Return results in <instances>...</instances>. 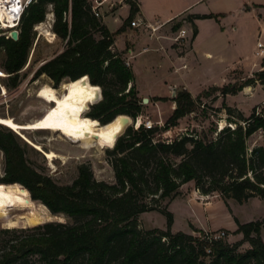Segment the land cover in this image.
Returning <instances> with one entry per match:
<instances>
[{
	"label": "trees",
	"instance_id": "16d2710c",
	"mask_svg": "<svg viewBox=\"0 0 264 264\" xmlns=\"http://www.w3.org/2000/svg\"><path fill=\"white\" fill-rule=\"evenodd\" d=\"M125 3L130 6L131 22L140 11L139 0ZM50 5L55 15L53 30L66 47L39 72L56 84L65 79L73 82L89 111L103 95L88 117L107 135L115 182L97 180L92 169L81 164L71 184H58L28 165L14 131L0 125V150L5 161L0 186L16 190L27 206H34V201L41 203L40 209L30 208L37 226L0 230V264H264L263 221L242 224L235 218L236 233L243 239L235 244L225 239L210 243L185 232H173V215L164 206L190 182H195L203 195L218 193L224 200L234 199L239 204L255 197L264 200V147L247 146L252 135L264 131V114L254 108L245 118L238 111L235 126L225 127L211 142L198 135L155 141L158 127H129L132 119L141 115L142 106L134 72L114 49L115 36L124 28L112 34L94 15L89 0H36L22 15L18 41L0 35V54H5L0 70L15 82L13 87L18 86L19 74L29 59L33 28L44 22ZM69 13L70 18L65 16ZM188 18L195 39L194 20L218 16ZM258 76L264 83V72ZM83 87L94 91L93 99ZM240 90L224 88L222 95H236ZM209 96L203 91L195 99L189 91L181 92L174 99L176 106L164 130L177 126L180 119L195 111L202 97ZM225 110L231 113L235 109L226 106ZM45 207L53 216L63 215L68 221L44 223L51 219L41 209ZM150 212L167 218L166 230L139 228V216ZM244 243L250 248L240 252Z\"/></svg>",
	"mask_w": 264,
	"mask_h": 264
},
{
	"label": "rangeland",
	"instance_id": "374dc122",
	"mask_svg": "<svg viewBox=\"0 0 264 264\" xmlns=\"http://www.w3.org/2000/svg\"><path fill=\"white\" fill-rule=\"evenodd\" d=\"M115 1L119 2L120 0ZM213 1L215 0H211V2ZM199 8L203 9V7ZM213 9L228 13L230 7L215 5ZM123 10L117 15L124 16L125 10ZM50 13L51 8L48 6L44 22L33 28V46L30 50L27 64L19 74L18 86L13 87L15 82L10 80L8 78L9 75L5 72H3L5 76L0 77V117H11L20 124L40 118L45 110L54 105L52 97L46 94L48 89H62L65 83L70 82L69 79H65L62 83L56 84L51 77L39 72L45 62L61 53L66 47L65 41L60 39L53 30L55 22L52 23V28L50 27L51 21L47 19V15ZM98 19L102 20L101 17ZM187 20L189 21L188 16L185 21L183 19L171 25L172 32L170 33L172 34H177V31L187 27L192 31L189 37L183 40L182 44H175L171 39L174 42L173 48L180 49L181 55L191 49L194 41V26ZM107 21L111 29L117 27V21L114 18H108ZM125 22H130L129 17ZM42 24L45 29L36 30ZM221 26L225 27L226 30H221ZM19 28L20 24L16 28L20 32ZM235 28H238V31ZM199 30L200 34L194 44L196 54L194 55L193 70L195 71L186 73L185 77V80L191 84V89L195 93H191L184 86L174 85L166 87L160 84V76L163 71L154 67V62L147 64V66H152L151 69L154 72L150 70L145 72L143 70L144 76L141 75V70L137 68L136 74L140 85L135 79V86L141 99L142 112L136 120L132 119L134 123L129 127H133L135 130L138 119H141V122L151 121L153 127L160 129L158 134L154 136L155 141L172 142L174 139L184 135H198L197 137L211 142L218 138L223 123L225 127L233 128L235 126L233 122L239 120L238 111L245 118L252 115L254 108H257L258 113L264 114V83L260 81L258 76L260 72H264L263 59L260 62V68L258 67L250 72L235 68L227 74L226 81L221 86L204 89L203 91H207L210 96L202 97L195 111L180 119L177 126L164 130V126L176 106L174 99L181 92L187 90L193 98L197 99L203 91L199 94H196V92L205 88L204 86L212 77L220 76L224 67L233 63H236L237 66L240 64L244 66L247 60L253 58L257 44L259 42L264 43V33L260 36L263 31L262 27L249 16L244 19H239L238 16L228 17L221 24L214 20L201 21L199 22ZM9 33L10 31L5 30L0 32L3 36ZM132 46V43H127V49ZM207 53L211 54V56L208 57ZM123 54L121 55L122 58L124 60L127 59ZM152 55L154 54L148 53L143 55L141 59L150 58ZM4 61L5 54L1 53L0 65ZM130 68L133 70V64H131ZM153 74L158 78L155 79ZM176 80L182 81L179 76L176 77ZM238 87H241V90L236 95L223 97L222 91L224 88L232 89ZM212 88L219 89L215 90ZM82 89L89 99H93L94 91L91 88L83 87ZM173 89H175V95L173 94ZM151 91L159 96H147L145 92ZM145 99H148V101L145 102ZM102 100L103 95L96 104L90 107V111L88 110V113L84 116L85 120L95 122L88 116L94 113V108ZM226 106L232 107L233 110L235 109L234 112L228 113L225 110ZM99 128V135L105 137L108 142L107 135L102 131L101 126ZM14 133L18 137L20 146H23L24 157L28 165L43 175L52 178L58 184H71L77 178L78 167L81 164L88 165L97 180L109 183L115 182L114 171L111 166L113 157L108 153L112 149H107L110 147L109 142L104 150H98L96 148H87L83 144L74 143L59 134L39 131H22V134L17 131ZM29 141L41 145L44 152H55L59 159L57 158L51 163L45 153L39 151ZM247 146L250 149L259 146L264 147V131H258L252 135L247 141ZM4 176V154L0 150V181H2ZM34 202L36 204L32 207L40 209L39 205L41 203ZM165 205L167 210L173 215V232H185L193 236H199L205 232L225 231L227 233L225 240L230 244H235L243 239L242 234L236 233L238 227L235 223V218L242 224L255 221L264 222V200L255 197L243 204H239L234 199L224 200L218 193L203 195L196 188L195 182L182 186L180 195L173 200H167L164 203ZM32 207L23 204L16 190L0 186V230L9 228H18L20 230L37 226L35 213L30 209ZM41 209L51 215V219L46 220L44 223L68 221L63 215L53 216L47 208L46 210L44 208ZM138 225L139 228L144 230L156 228L166 230L167 218L158 212L145 213L139 216ZM261 239L264 241V225L261 231ZM249 248L250 245L244 243L239 250L240 252H245Z\"/></svg>",
	"mask_w": 264,
	"mask_h": 264
},
{
	"label": "crops",
	"instance_id": "0c3cea01",
	"mask_svg": "<svg viewBox=\"0 0 264 264\" xmlns=\"http://www.w3.org/2000/svg\"><path fill=\"white\" fill-rule=\"evenodd\" d=\"M96 6V0H89ZM99 4L98 11L101 14V19L103 24L109 29L112 34L117 33L122 27L123 31L115 36V45L114 49L127 58L133 57L130 59L131 64H133V72L135 74V79H137L136 69L141 70V75L144 76L143 70H152V66H147L148 63L154 62V67L159 68L158 70L163 71V74L160 76V84L166 87L180 85L186 87L191 93V84L186 80V73L190 71H195L194 69V55L195 51V42L200 34L199 22L205 20H214L216 22L222 23L223 20L228 17L238 16L239 19H244L250 17L254 19L261 27L262 32L260 36L264 33V0H139L140 11L135 18L139 20L148 22L155 26H162L153 36H151V31L145 28H132L130 23H126V19L130 16V6L125 4V0H120L119 2L115 0H97ZM215 5L218 6H228V13L220 12L213 9ZM116 6V8H115ZM203 7V9L199 8ZM111 9V10H110ZM122 9L125 10L124 16H118ZM174 9V11H172ZM123 10V11H124ZM214 15L218 16L217 19H202L194 20V24L197 28V36L193 41L191 49L185 54H180L179 50L173 48L174 42L171 40L172 37H175L171 31L172 23L184 21L191 16H209ZM108 18H114L117 21V27L111 29L108 24ZM134 19H132L133 21ZM187 22H189L187 20ZM190 23V22H189ZM190 25V24H188ZM187 34L190 35L192 32L189 27L185 28ZM221 30H226L225 27L221 26ZM238 31V28H235ZM178 32V31H177ZM176 32V33H177ZM171 34V35H170ZM145 40V41H144ZM127 43H132L133 46L130 49H127ZM264 44V43H263ZM130 51L132 53H130ZM259 52L258 47L256 46L255 54L252 59L247 60V63L243 66L233 63L224 67L221 72V75L218 77H212V79L207 82L204 86L205 88L200 89L196 94L201 93L204 89L208 87H217L221 86L225 81L227 74L234 70L235 68H240L245 72L254 71L256 68H260V62L263 58L257 56ZM152 53L150 58L141 59L143 55ZM208 57L211 54H206ZM241 62V61H240ZM184 65L187 68H182ZM254 67V68H253ZM156 69V68H155ZM253 69V70H252ZM154 78H158L155 74ZM181 77L182 81H177L176 77ZM139 85L140 82L138 81ZM147 96L157 97V93L145 92Z\"/></svg>",
	"mask_w": 264,
	"mask_h": 264
},
{
	"label": "bare ground",
	"instance_id": "6f19581e",
	"mask_svg": "<svg viewBox=\"0 0 264 264\" xmlns=\"http://www.w3.org/2000/svg\"><path fill=\"white\" fill-rule=\"evenodd\" d=\"M21 1L0 0V21L3 23V30L11 31L18 27L17 22L20 12L18 8L20 7L19 4ZM41 29H45L43 24L38 26V29L36 28L38 31ZM2 76H5V74L0 71V77ZM46 94L52 97L54 105L48 110H45L40 118L31 120L25 124H20L11 117H0V125L12 129L14 132L19 131L21 134L22 131L59 134L74 143L83 144L87 148L104 150L107 147L108 142L106 138L99 135V124L85 120L84 116L88 113L89 109L76 90L73 82L65 83L62 89L49 88ZM147 101L148 99H145V102ZM137 122L136 127L138 128L142 122L140 119ZM221 127L223 129L225 124L223 123ZM31 144L39 151H43L41 145ZM44 153L51 163L55 159H59V156L53 151Z\"/></svg>",
	"mask_w": 264,
	"mask_h": 264
},
{
	"label": "built area",
	"instance_id": "2783aa9c",
	"mask_svg": "<svg viewBox=\"0 0 264 264\" xmlns=\"http://www.w3.org/2000/svg\"><path fill=\"white\" fill-rule=\"evenodd\" d=\"M36 0H22L20 2V7L18 9H20V12H19V16H18V22L17 24L19 25L20 24V21H21V18H22V15L25 11V9L33 2H35ZM96 3V6L94 5L93 7V13L94 15L97 17V18H100L101 17V14L99 13L98 11V6L100 3H98V1L96 0L95 1ZM50 8H51V13L47 15V19H50L51 23H50V27L52 28V23L55 22V15L53 13V7L52 5H50ZM66 17L70 18V13L69 15L65 14ZM130 26L132 28H145L147 30H150L151 31V36H153L162 26H153L152 24L148 23V22H145V21H142V20H139L138 18H134L133 21L130 22ZM1 30H3V23L0 21V32ZM1 35V34H0ZM6 39H12L10 34H6L4 35ZM187 37H189V35L187 34V31L185 29H181L177 32V35L173 38H171L175 44H182L183 43V40H186ZM257 47L259 49V52L257 53V56H260L264 59V44L259 42L257 44ZM130 53H132L130 51ZM133 57L131 58H127L125 59V64L127 67H131V62H130V59H132ZM182 68H187L186 65H184ZM141 124L144 125V127L146 129H152L153 128V123L151 121H145V122H142ZM200 239H203L205 241H208V242H213V241H217V240H221V239H225L227 237V233L225 231H221V232H205L204 234H201L199 236ZM210 252V251H208Z\"/></svg>",
	"mask_w": 264,
	"mask_h": 264
},
{
	"label": "water",
	"instance_id": "95a60500",
	"mask_svg": "<svg viewBox=\"0 0 264 264\" xmlns=\"http://www.w3.org/2000/svg\"><path fill=\"white\" fill-rule=\"evenodd\" d=\"M9 34H10L12 40H14V41H18L19 40L20 32L18 30L13 29L12 31H10ZM173 94L175 95V89H173Z\"/></svg>",
	"mask_w": 264,
	"mask_h": 264
},
{
	"label": "snow or ice",
	"instance_id": "6c2138e0",
	"mask_svg": "<svg viewBox=\"0 0 264 264\" xmlns=\"http://www.w3.org/2000/svg\"><path fill=\"white\" fill-rule=\"evenodd\" d=\"M14 11H15V9H14Z\"/></svg>",
	"mask_w": 264,
	"mask_h": 264
}]
</instances>
